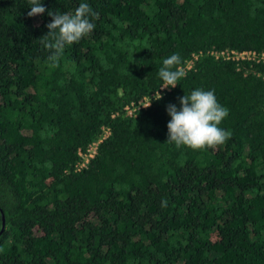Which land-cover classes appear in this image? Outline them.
<instances>
[{
	"label": "trees",
	"instance_id": "obj_1",
	"mask_svg": "<svg viewBox=\"0 0 264 264\" xmlns=\"http://www.w3.org/2000/svg\"><path fill=\"white\" fill-rule=\"evenodd\" d=\"M80 3L95 28L53 68L48 12ZM42 6L29 17L28 0H0V264H264V63L207 53L264 51V0ZM174 53L186 75L161 90ZM197 88L229 112L231 138L214 149L167 143V107ZM144 96L149 107L124 112Z\"/></svg>",
	"mask_w": 264,
	"mask_h": 264
},
{
	"label": "clouds",
	"instance_id": "obj_2",
	"mask_svg": "<svg viewBox=\"0 0 264 264\" xmlns=\"http://www.w3.org/2000/svg\"><path fill=\"white\" fill-rule=\"evenodd\" d=\"M29 17L43 14L46 9L42 0H28ZM52 18L47 24L48 34L40 38V43L49 52L47 62L53 68L57 67L66 45L78 43L83 37L90 34L95 24L89 17H95L87 3H80L74 13L49 11ZM181 57L171 54L163 60L158 76L162 80L161 88H175L178 81L185 77V72L180 69ZM155 99H162L160 92ZM180 109L175 105L167 107L171 120L167 124L168 140L176 147H187L192 150L216 148L231 138V132L222 129L219 125L228 116V109L220 105L213 90L197 88L190 95L185 94L180 98ZM150 106V105H149ZM147 106V107H149Z\"/></svg>",
	"mask_w": 264,
	"mask_h": 264
},
{
	"label": "built area",
	"instance_id": "obj_3",
	"mask_svg": "<svg viewBox=\"0 0 264 264\" xmlns=\"http://www.w3.org/2000/svg\"><path fill=\"white\" fill-rule=\"evenodd\" d=\"M207 53L214 55L216 59L234 61L238 68L243 62L264 63V51H258L255 49L237 50L235 48H226L218 52L215 50H208ZM198 57L199 56L196 53H193L192 57L188 59L186 62V69L192 68L195 63V60ZM160 89L163 90L166 88L160 87ZM155 95L156 94H153L152 96H155ZM151 97L144 96L141 99H139L137 102H131L129 104H126L123 107L124 112L128 115H136L137 110L141 108H145L151 104ZM110 133H111L110 128L107 126H103L102 133L97 140L92 141L86 147L85 150L78 148L77 153H78L79 159L75 163L76 170H80L82 168L87 167L90 159L93 158L97 152L98 144L104 138H106Z\"/></svg>",
	"mask_w": 264,
	"mask_h": 264
},
{
	"label": "water",
	"instance_id": "obj_4",
	"mask_svg": "<svg viewBox=\"0 0 264 264\" xmlns=\"http://www.w3.org/2000/svg\"><path fill=\"white\" fill-rule=\"evenodd\" d=\"M1 216H2V227L0 229V234L4 231L5 229V215L3 213V211H1Z\"/></svg>",
	"mask_w": 264,
	"mask_h": 264
}]
</instances>
